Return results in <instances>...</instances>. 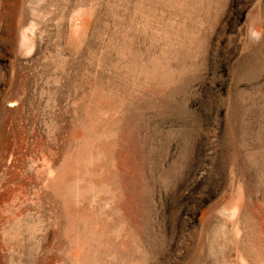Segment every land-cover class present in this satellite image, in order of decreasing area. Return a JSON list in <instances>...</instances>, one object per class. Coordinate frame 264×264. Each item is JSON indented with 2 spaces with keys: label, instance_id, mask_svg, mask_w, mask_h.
Instances as JSON below:
<instances>
[{
  "label": "rangeland",
  "instance_id": "1",
  "mask_svg": "<svg viewBox=\"0 0 264 264\" xmlns=\"http://www.w3.org/2000/svg\"><path fill=\"white\" fill-rule=\"evenodd\" d=\"M0 264H264V0H0Z\"/></svg>",
  "mask_w": 264,
  "mask_h": 264
}]
</instances>
